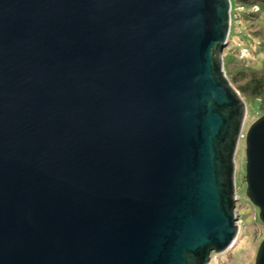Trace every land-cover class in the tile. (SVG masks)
<instances>
[{
    "label": "water",
    "instance_id": "water-1",
    "mask_svg": "<svg viewBox=\"0 0 264 264\" xmlns=\"http://www.w3.org/2000/svg\"><path fill=\"white\" fill-rule=\"evenodd\" d=\"M231 13L0 0V264H210L235 244L247 106L225 71ZM245 145L264 223V115Z\"/></svg>",
    "mask_w": 264,
    "mask_h": 264
},
{
    "label": "rangeland",
    "instance_id": "rangeland-1",
    "mask_svg": "<svg viewBox=\"0 0 264 264\" xmlns=\"http://www.w3.org/2000/svg\"><path fill=\"white\" fill-rule=\"evenodd\" d=\"M232 14H235L231 22V31L228 37V44L224 51L225 64L226 60H233L234 69L242 68L244 60L253 56L254 52L250 48L256 49V53L262 52L263 47L255 38L254 31L259 27L252 24L257 23L260 16L261 27L264 29V9L238 7L235 0L233 3ZM254 27V28H253ZM243 63V65H242ZM253 64V62H252ZM247 115L243 129V138H241L235 156L236 172L235 185L237 191V208L236 214L238 223L241 224L236 244L221 254H213L210 264H255L256 254L261 243L264 241V223L259 218V209L255 207L246 196V145L245 136L250 126L264 115L260 102L246 103Z\"/></svg>",
    "mask_w": 264,
    "mask_h": 264
},
{
    "label": "trees",
    "instance_id": "trees-1",
    "mask_svg": "<svg viewBox=\"0 0 264 264\" xmlns=\"http://www.w3.org/2000/svg\"><path fill=\"white\" fill-rule=\"evenodd\" d=\"M235 3L238 7L264 9V0H235ZM233 5L234 1L232 3V9ZM234 16L236 15L232 14L233 18ZM261 19L262 18L259 16L256 19L257 23L252 25L256 26L255 28L259 27L257 31L253 32L255 34L253 40L259 41L258 43L262 45L263 51L256 53V49L250 48L254 54L247 60H244V66H242V68L234 67L233 69L230 65L235 63V61L233 63L234 59H232V61L226 60L225 71L227 77L233 86L240 92L244 101L246 103L259 101L264 111V29L261 27Z\"/></svg>",
    "mask_w": 264,
    "mask_h": 264
},
{
    "label": "built area",
    "instance_id": "built-area-1",
    "mask_svg": "<svg viewBox=\"0 0 264 264\" xmlns=\"http://www.w3.org/2000/svg\"><path fill=\"white\" fill-rule=\"evenodd\" d=\"M236 213H237V212H236ZM236 216H237V214H236ZM237 225H238V227H239V229H240V228H241V224L237 222Z\"/></svg>",
    "mask_w": 264,
    "mask_h": 264
}]
</instances>
